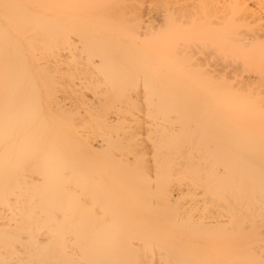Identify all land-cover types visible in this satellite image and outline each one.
<instances>
[{
    "label": "bare ground",
    "instance_id": "bare-ground-1",
    "mask_svg": "<svg viewBox=\"0 0 264 264\" xmlns=\"http://www.w3.org/2000/svg\"><path fill=\"white\" fill-rule=\"evenodd\" d=\"M0 264H264V0H0Z\"/></svg>",
    "mask_w": 264,
    "mask_h": 264
}]
</instances>
